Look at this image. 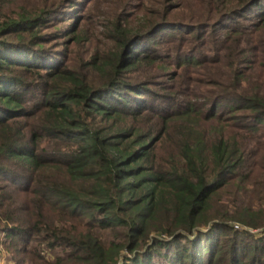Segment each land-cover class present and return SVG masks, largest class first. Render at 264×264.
Here are the masks:
<instances>
[{"label":"trees","instance_id":"trees-1","mask_svg":"<svg viewBox=\"0 0 264 264\" xmlns=\"http://www.w3.org/2000/svg\"><path fill=\"white\" fill-rule=\"evenodd\" d=\"M135 1L0 0V253L264 264V0Z\"/></svg>","mask_w":264,"mask_h":264},{"label":"rangeland","instance_id":"rangeland-1","mask_svg":"<svg viewBox=\"0 0 264 264\" xmlns=\"http://www.w3.org/2000/svg\"><path fill=\"white\" fill-rule=\"evenodd\" d=\"M32 0H17L19 5H27L28 2ZM51 1V0H50ZM107 0L102 2L99 1H90V0H80L75 6L71 2L61 3V0H58L57 6L60 8V11L57 16L54 17L49 29H45L44 33H55L60 31V35H64L63 32L69 28H73V26H77L76 28L81 31V35H86V31L89 32L87 35L90 37L95 30H101V24L105 21V17L107 12L110 10L108 7ZM144 0H136L133 6L140 5ZM147 6H153L150 0H146ZM61 29V30H58ZM62 32V33H61ZM60 37V36H59ZM62 41V40H59ZM61 42H59V45ZM200 44L199 42H197ZM62 47V46H60ZM197 47V46H195ZM175 66L172 67L174 69ZM237 229H243L244 227L236 224ZM252 233H256L259 235L264 234V228L250 230ZM11 256L3 251L0 253V264H14L12 260H10Z\"/></svg>","mask_w":264,"mask_h":264}]
</instances>
